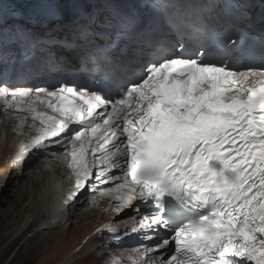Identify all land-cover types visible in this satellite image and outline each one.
I'll return each instance as SVG.
<instances>
[{
    "label": "snow or ice",
    "instance_id": "1",
    "mask_svg": "<svg viewBox=\"0 0 264 264\" xmlns=\"http://www.w3.org/2000/svg\"><path fill=\"white\" fill-rule=\"evenodd\" d=\"M9 2L0 0V58L47 41L49 51L107 61L108 46L156 34L121 0ZM222 4L205 16L215 48L189 39L179 15L162 9L181 39L149 40L113 88L0 77L5 119L29 130L17 161L38 152L64 164L69 199L107 186L111 211L128 215L123 236L147 242L134 250L140 264H264V60L242 61V15L233 0ZM214 17L227 21L219 32Z\"/></svg>",
    "mask_w": 264,
    "mask_h": 264
},
{
    "label": "bare ground",
    "instance_id": "2",
    "mask_svg": "<svg viewBox=\"0 0 264 264\" xmlns=\"http://www.w3.org/2000/svg\"><path fill=\"white\" fill-rule=\"evenodd\" d=\"M15 76H17V73H15ZM36 77V73L30 72L29 78L24 81H35ZM0 112L3 115L5 114L2 107H0ZM19 115L24 114L19 113ZM3 121L4 126L0 129V176L2 178L5 177V173L7 174L9 170L22 169L27 164L25 162L27 159L40 158V161L38 166L33 170L34 175H36V181L32 178V183H35V185L29 188V196L32 199L31 206L23 210L15 218L13 224L9 225L1 239L10 238L12 240L15 238L14 240H17L32 225H35L37 231H47L45 234L42 233V240L53 238L56 241L59 235L69 236L68 232L70 229L68 227L71 228L74 224L71 222V219L74 217L75 205L85 197L90 203L87 206H83V212L80 210L82 212L81 222L84 225L82 227L81 225H77L74 228L72 236L75 239L70 241L71 250L57 264H70L76 255L80 256V261L86 264H94L96 257L104 261L103 264H140L141 257L136 255V252L134 253V261L130 263L122 254L120 257H116L110 248L101 246L105 242L102 236H108L111 233V230H108V228L117 223L116 229L121 231L124 221L128 218L127 214L117 216L114 211H111L113 202L111 195L107 193V186L98 185L95 192L88 191L82 193L75 203L66 208L62 202L69 196L68 189L72 184V181L68 178L69 171L67 167L49 158L47 153L38 152H32L22 162H18L16 159L17 152L22 143L27 140L29 130L25 126L23 129H16L14 131L16 121L5 119V115ZM97 205L98 208L96 209ZM103 213L105 214L101 216ZM110 213H112V216L109 215ZM47 244L49 243L47 242ZM97 249L100 251H97ZM110 255L112 258H109Z\"/></svg>",
    "mask_w": 264,
    "mask_h": 264
},
{
    "label": "rangeland",
    "instance_id": "3",
    "mask_svg": "<svg viewBox=\"0 0 264 264\" xmlns=\"http://www.w3.org/2000/svg\"><path fill=\"white\" fill-rule=\"evenodd\" d=\"M4 115L0 112V129L4 126ZM39 161L40 158L27 159L25 162L27 164L30 163L28 166L26 164V167L23 166L20 170H9L3 178L0 176V264H57L71 250L70 241L75 239L72 236L74 228L77 225H81V227L84 225L81 222V213L84 211L83 206H87L90 203L85 197L75 205L74 217L71 219L74 224L71 228L68 227L70 229L68 232L69 236L59 235L56 241L53 238L42 240V233L45 234L47 231H37L35 225H32L17 240H14L15 238L12 240L10 238L1 239L3 233L7 231L10 224H13L15 218L23 210L31 206L32 199L29 196V188L35 185V183H32V178L36 181V175H34L33 170L38 166ZM95 208L97 209L98 205ZM109 215L112 216V213ZM99 249L97 251H100ZM112 252H114L116 257H120L123 254L120 250L113 251L112 249ZM109 258H112V256L110 255ZM103 262L96 257L94 264H103ZM70 264L86 263L81 262L80 256L76 255Z\"/></svg>",
    "mask_w": 264,
    "mask_h": 264
}]
</instances>
